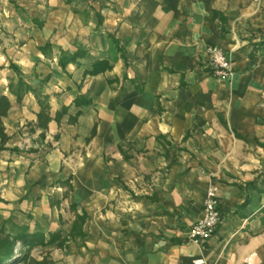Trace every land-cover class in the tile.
I'll use <instances>...</instances> for the list:
<instances>
[{"label":"crops","instance_id":"0c3cea01","mask_svg":"<svg viewBox=\"0 0 264 264\" xmlns=\"http://www.w3.org/2000/svg\"><path fill=\"white\" fill-rule=\"evenodd\" d=\"M0 96V216L54 264H264V0H0Z\"/></svg>","mask_w":264,"mask_h":264},{"label":"built area","instance_id":"2783aa9c","mask_svg":"<svg viewBox=\"0 0 264 264\" xmlns=\"http://www.w3.org/2000/svg\"><path fill=\"white\" fill-rule=\"evenodd\" d=\"M207 64L211 74L222 80H228L233 74V64L228 55L217 45H209L205 49ZM217 187L210 185L205 194L201 217L191 225L188 239L192 242L202 243L210 239L222 220L218 209ZM254 253L245 258L247 264H254ZM202 259L193 260V264H202Z\"/></svg>","mask_w":264,"mask_h":264},{"label":"trees","instance_id":"16d2710c","mask_svg":"<svg viewBox=\"0 0 264 264\" xmlns=\"http://www.w3.org/2000/svg\"><path fill=\"white\" fill-rule=\"evenodd\" d=\"M73 0H66L67 3ZM76 55H66L61 59V64L65 65L67 61L74 60ZM11 68L16 67L10 64ZM13 88L12 81L9 83V91L16 95L17 101L20 97L31 88L24 83L22 78H18ZM9 108V102L5 96H0V115L4 116ZM41 115V114H40ZM48 119L47 117L45 118ZM53 239L49 238L46 242L43 240V234L40 232L29 233L24 226H17L11 224V229L6 230V220L0 216V264H5V261L13 255V245L15 241H19L23 246L33 247L38 244H45L51 242Z\"/></svg>","mask_w":264,"mask_h":264},{"label":"rangeland","instance_id":"374dc122","mask_svg":"<svg viewBox=\"0 0 264 264\" xmlns=\"http://www.w3.org/2000/svg\"><path fill=\"white\" fill-rule=\"evenodd\" d=\"M10 229L11 225H8V227L6 225V230ZM40 247L39 244L27 247L23 246L19 241H15L13 255L5 261V264H54L55 254L50 250H41L39 249Z\"/></svg>","mask_w":264,"mask_h":264}]
</instances>
